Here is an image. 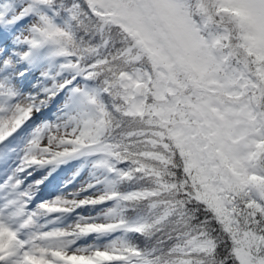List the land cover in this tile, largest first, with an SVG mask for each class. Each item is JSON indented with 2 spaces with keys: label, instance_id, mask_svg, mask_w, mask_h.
I'll return each instance as SVG.
<instances>
[{
  "label": "snow or ice",
  "instance_id": "6c2138e0",
  "mask_svg": "<svg viewBox=\"0 0 264 264\" xmlns=\"http://www.w3.org/2000/svg\"><path fill=\"white\" fill-rule=\"evenodd\" d=\"M0 264H264V0H0Z\"/></svg>",
  "mask_w": 264,
  "mask_h": 264
}]
</instances>
